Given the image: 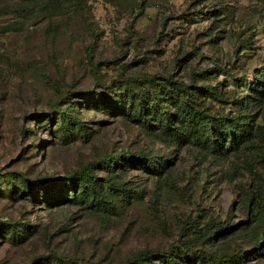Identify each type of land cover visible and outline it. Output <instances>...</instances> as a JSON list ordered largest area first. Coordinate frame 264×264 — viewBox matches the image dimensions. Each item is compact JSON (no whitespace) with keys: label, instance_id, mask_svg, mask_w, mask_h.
<instances>
[{"label":"rangeland","instance_id":"rangeland-1","mask_svg":"<svg viewBox=\"0 0 264 264\" xmlns=\"http://www.w3.org/2000/svg\"><path fill=\"white\" fill-rule=\"evenodd\" d=\"M263 66L264 0H0V264H199L145 258L175 241L264 264V99L245 100ZM165 76L218 88L196 105L257 136L213 154L102 107ZM80 171L109 208L74 198Z\"/></svg>","mask_w":264,"mask_h":264},{"label":"trees","instance_id":"trees-1","mask_svg":"<svg viewBox=\"0 0 264 264\" xmlns=\"http://www.w3.org/2000/svg\"><path fill=\"white\" fill-rule=\"evenodd\" d=\"M164 80L165 82L161 84V90L150 93L148 97L131 90L129 100L107 97L102 107L111 112H120L146 129H159L164 138L170 142L191 144L213 154L237 150L240 145L253 139L254 135L257 136L259 129L253 127L246 113L238 115L209 113L196 105V93L210 97L215 101H222V94L218 88L210 85L198 86L194 83H185L170 76H165ZM52 84L56 86V83L53 82ZM249 89L251 95H247L245 98L247 102L264 99V66L256 70V75L249 85ZM242 106L247 108L245 104ZM77 122L80 128L84 130V124L79 120ZM136 160L144 168L152 170L155 174L162 173L166 162L165 157L158 155H138ZM262 161L264 163V157ZM83 174L82 171L74 172L66 177L67 182H72L73 186H75L74 181L78 179L83 183L78 187V191L73 194L74 198L88 206L97 204L103 208H109L105 204L104 196L98 190L96 183L87 177L77 178ZM109 187L113 190L111 186ZM114 191L121 196H126V188L114 187ZM249 202H253V197H249ZM232 228L233 226L230 227V230ZM217 232L220 233L221 231ZM174 247L179 248L186 257L199 262V264H221L222 261H230L240 255L239 252L235 255H223L217 259L205 251L191 249L185 242L175 241L163 253L148 252L145 253V258L168 257ZM138 259V256H134L124 264H130ZM72 261L76 264H100L86 259H73Z\"/></svg>","mask_w":264,"mask_h":264}]
</instances>
